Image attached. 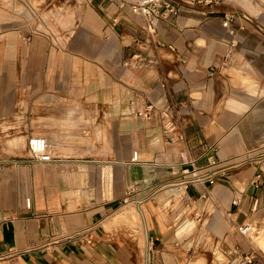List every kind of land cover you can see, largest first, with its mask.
<instances>
[{
    "label": "crops",
    "instance_id": "crops-1",
    "mask_svg": "<svg viewBox=\"0 0 264 264\" xmlns=\"http://www.w3.org/2000/svg\"><path fill=\"white\" fill-rule=\"evenodd\" d=\"M240 2L183 5L151 34L122 0L55 19L0 0V264H264L234 251L238 224L264 225V6ZM189 159L228 174L166 188Z\"/></svg>",
    "mask_w": 264,
    "mask_h": 264
},
{
    "label": "built area",
    "instance_id": "built-area-1",
    "mask_svg": "<svg viewBox=\"0 0 264 264\" xmlns=\"http://www.w3.org/2000/svg\"><path fill=\"white\" fill-rule=\"evenodd\" d=\"M123 3L130 5L133 12L141 15L144 18L146 30L154 34L157 30L158 22L163 17H169L172 14H177L183 5H212L219 3L222 0H122ZM229 19V17H228ZM135 65H140L139 57H136ZM138 60V61H137ZM158 107L150 102L144 109H139L138 113L148 118L155 115ZM174 128L173 124L169 123L165 126L166 132H171ZM171 141L174 139L169 138ZM28 148L31 157L35 161H50L53 154L49 148V142L46 136L42 134H33L28 138ZM134 160L138 159V153L135 152ZM260 160H264V151L259 155ZM221 163L219 160H209L207 164L200 165L195 159L185 161V167L181 168L180 174L176 179L175 185H180L188 188L192 184H199L203 186L215 184L219 178L225 177L228 174L227 166H218ZM238 163H241L238 162ZM240 234L248 242L246 251L239 252L236 247L234 249L236 254H239L241 263H251L252 260L260 254L264 253L263 248L257 243L256 239L262 234V229L256 222L248 221L237 226ZM5 257V254L0 251V259Z\"/></svg>",
    "mask_w": 264,
    "mask_h": 264
},
{
    "label": "rangeland",
    "instance_id": "rangeland-1",
    "mask_svg": "<svg viewBox=\"0 0 264 264\" xmlns=\"http://www.w3.org/2000/svg\"><path fill=\"white\" fill-rule=\"evenodd\" d=\"M32 2L36 5V7H38L41 10V12L45 16H47V18L50 17V13H47V11H50L51 12V16L54 19L58 15L59 10L62 9L63 6L66 7V5L67 6L69 5L71 7V5L73 3L76 4V0H32ZM240 3L241 4L243 3L245 6H247V5H250L251 6V5H253V3H261V5L260 4H257L258 8L264 6V0H241ZM251 13H254V11H251ZM50 29H52V31H54L56 33V32H58V29L59 28L57 26H54L53 25ZM25 142H26V150H27L26 152L29 153L27 139H26ZM261 164H263V167H264V162H262ZM175 183H176V180H172L171 184H169V186H166V188H168V187H177L175 185ZM186 196H187V192L182 197L183 198H186ZM145 197L146 196H143V197H140V198H145ZM178 198H179V196H178ZM128 203H130V202H128ZM133 203L134 204H129L127 207H124L121 212H123L125 210L133 209L134 207H136V208L138 207L141 210V207L139 205H137V202H133ZM174 203H176V202H174ZM183 206H184V203H183L182 198H181V200L178 199L177 205H174L173 207L171 206V208H168V210H166V211H179V210L182 209ZM121 212H119V213H121ZM205 223H206V219H203L199 223V227L202 228V229H204L205 226H206ZM261 229H262V233H264V225L262 226ZM138 236H140V234ZM145 244H144V252L142 250L140 251L141 257H143V255L146 254V245Z\"/></svg>",
    "mask_w": 264,
    "mask_h": 264
},
{
    "label": "bare ground",
    "instance_id": "bare-ground-1",
    "mask_svg": "<svg viewBox=\"0 0 264 264\" xmlns=\"http://www.w3.org/2000/svg\"><path fill=\"white\" fill-rule=\"evenodd\" d=\"M176 186H180V185H176ZM183 190H186L185 189V187H183V186H180ZM127 212H129V211H127ZM122 216V215H121ZM120 216V217H121ZM118 218H119V216L118 217H115V221H117L118 220ZM114 221V222H115ZM124 221V220H123ZM256 241H257V243L261 246V244L264 246V233H262L261 235H259L258 237H257V239H256ZM261 248H262V246H261Z\"/></svg>",
    "mask_w": 264,
    "mask_h": 264
}]
</instances>
